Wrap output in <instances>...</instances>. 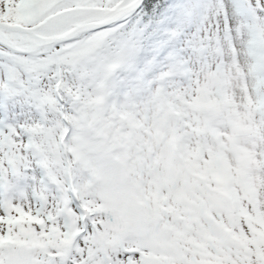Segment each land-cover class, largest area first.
<instances>
[{"label":"snow or ice","instance_id":"1","mask_svg":"<svg viewBox=\"0 0 264 264\" xmlns=\"http://www.w3.org/2000/svg\"><path fill=\"white\" fill-rule=\"evenodd\" d=\"M0 264H264V0H0Z\"/></svg>","mask_w":264,"mask_h":264}]
</instances>
